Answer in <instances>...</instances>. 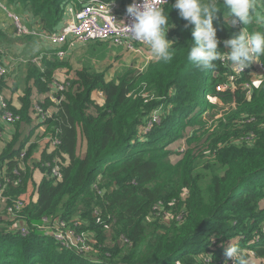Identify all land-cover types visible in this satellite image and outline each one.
Listing matches in <instances>:
<instances>
[{
    "label": "trees",
    "instance_id": "obj_1",
    "mask_svg": "<svg viewBox=\"0 0 264 264\" xmlns=\"http://www.w3.org/2000/svg\"><path fill=\"white\" fill-rule=\"evenodd\" d=\"M6 2L23 6L45 32L63 21L66 0ZM170 7H164L174 25L166 34L175 42L170 62L151 59L113 79L93 68L76 70L58 98L49 92L63 61L43 55L38 66L33 57L26 62V76L18 79L20 105L8 100L16 120L0 154V181L9 180L7 197L24 202L20 214L29 233L22 236L10 220L2 227L0 218V264H206L208 253L212 262L222 261L229 242L264 260V77L247 94L250 67L233 77V88L218 92L215 80L234 73L231 63L219 60L201 71L188 61L191 26ZM222 15L213 24L221 41L217 50L224 54L222 41L238 31ZM249 29L264 32L254 24ZM4 37L0 29V41ZM259 59L264 64V55ZM99 91L101 101L92 98ZM35 106L54 109L40 121ZM156 110L161 122L144 131ZM38 125L59 144L47 142L34 156L31 138ZM188 127L191 133L184 135ZM183 135L185 148L175 152L180 159L173 163L166 146ZM53 160L61 165L60 179L47 166ZM35 170L43 173L38 182ZM166 212L170 221L149 223L150 214L159 220ZM44 218L80 221L77 228L90 235L91 251L59 245L37 229Z\"/></svg>",
    "mask_w": 264,
    "mask_h": 264
},
{
    "label": "built area",
    "instance_id": "obj_2",
    "mask_svg": "<svg viewBox=\"0 0 264 264\" xmlns=\"http://www.w3.org/2000/svg\"><path fill=\"white\" fill-rule=\"evenodd\" d=\"M170 1L171 0H168L169 3ZM134 2L139 3L140 0H66L64 4L63 21L56 30L51 32H45L37 23L32 26H28L26 23L21 22L18 15L11 11L12 7L6 3V0H0V10L5 12L7 16L12 19L16 35H37L41 40H45L54 46L55 50H58L56 53L58 56L69 54L71 50L75 48L77 43H85L92 40L108 41L116 45H122L126 51L134 52L137 56H144L143 52L145 51L144 48L146 46L134 39H131L126 26L130 22L126 9L129 4ZM254 4L257 10L264 11V0H254ZM224 11L226 12V9ZM252 24L256 25L255 23ZM252 24L244 26L242 23H237L234 27L237 31L245 27L246 30L251 32L249 27ZM260 28L264 29V26H260ZM62 47H65V50H63ZM8 53V51L0 47V56H5ZM222 55L226 57L227 53ZM35 57L32 61L41 63L43 56L38 55ZM148 58L149 57H147V59ZM225 60L226 59H223L221 61L224 62ZM27 61H25V63ZM250 67H252L251 71L253 72L254 77L249 83L245 84L244 88L247 90V94H251L253 89L258 88L264 77V64L259 58L258 62H252L243 70V72H247ZM228 68L234 73L231 75L224 74L221 77L216 78L214 85L218 92H224L226 90V85H230L233 88V77L243 73L238 69L233 68L231 64L228 65ZM10 71L11 69L9 66L0 61V79L6 77ZM69 79V77L59 78L57 76L52 79L51 87L57 98V94L67 89L70 85L71 80ZM219 79L222 80L223 83ZM96 93L98 96H102L101 91ZM211 100L213 99L211 98ZM35 109L38 113V119L40 121H43L50 115L49 110H44L39 106H35ZM151 117L153 120L151 119L148 121V125L146 126L147 130L150 129L154 122H160L159 110L153 112ZM15 120L16 118L9 109L8 100L0 94V122L5 124V126H8L5 127L4 131L8 132ZM3 134L4 132L0 131V135ZM45 142H49L51 147H55L59 144V140L54 136H45ZM22 156L23 153L20 155V158ZM47 166L51 168V174L55 179L61 178L60 164L53 160L52 164L48 162ZM21 167L23 168V166ZM14 173H17V171L14 170ZM8 181L9 180L7 178H5L3 182L0 181V203L4 200H11L8 205L3 204L6 217L13 221L15 228L22 236H26L29 233V226L26 223L25 217L20 214L21 209L24 207V202L19 198H9L4 194L5 185ZM71 222L72 224H69L64 219L58 218L52 220L44 218L43 224L37 226V229L43 230L45 234L51 236L57 243H59V245L66 249H70L81 254L90 252L91 246L88 243L91 239L90 235L87 234V231L81 229L79 230V228H77V226L80 227L81 225L80 221L71 219L70 223ZM209 260L210 264L212 262L211 255L204 256L206 264H208ZM229 264H231V261Z\"/></svg>",
    "mask_w": 264,
    "mask_h": 264
},
{
    "label": "clouds",
    "instance_id": "obj_3",
    "mask_svg": "<svg viewBox=\"0 0 264 264\" xmlns=\"http://www.w3.org/2000/svg\"><path fill=\"white\" fill-rule=\"evenodd\" d=\"M164 5H171L190 28L191 45L187 60L201 71L214 67V62L227 59L233 68L243 72L252 62L264 55V32H249L245 27L222 41L227 56L218 51L221 43L213 21L223 13L226 26L237 23L244 26L255 23L264 26V11L257 10L254 0H140L127 6L129 23L126 25L130 38L150 50L158 61L170 62L174 55L175 42L167 38V31L174 27ZM226 9V12L224 11ZM223 264H248L245 256L235 244L229 242L224 248ZM210 260L208 261L209 264Z\"/></svg>",
    "mask_w": 264,
    "mask_h": 264
},
{
    "label": "rangeland",
    "instance_id": "obj_4",
    "mask_svg": "<svg viewBox=\"0 0 264 264\" xmlns=\"http://www.w3.org/2000/svg\"><path fill=\"white\" fill-rule=\"evenodd\" d=\"M70 1V0H69ZM7 3V2H6ZM69 3V2H68ZM65 4V3H64ZM64 4L62 6V9L64 7ZM166 6V5H165ZM164 6V7H165ZM17 9V10H16ZM11 11L15 12L20 21L25 22V16L23 15L24 12H28L27 10H23V6H20L18 8H12ZM64 14V12H63ZM6 25V26H5ZM29 26V24H27ZM0 29L5 33V37L3 38V41H0V47H2L4 50L8 51L9 53L13 54L14 53V59L15 62H19V65H26L25 61L30 60V58H34L35 56H38V54H33L31 53V48H27V52H22V54H19L17 51L21 47L20 43L21 42H32V41H37L41 40L39 36L37 35H16L15 34V27L13 25L12 19L7 16L5 12L0 10ZM44 41V40H41ZM19 44V45H17ZM81 49L78 51L70 52L69 54H65L64 56H58L56 53L58 50H55L53 54H55L58 57L59 61H63L61 66L58 68L57 73L55 74L59 78H65L69 77V80L74 79L76 74L75 71L77 68H80L82 64L84 63V57L83 54L86 52L87 59L91 62L94 60V63L91 65V68L97 69L100 71L105 72L106 79H113L115 76L119 73H123L125 70L131 68L130 66L136 68V69H141L149 60L155 59L153 55L151 54L150 50L146 47L144 51V55L149 56L147 59L145 56H137L136 53L134 52H128L125 50V48L122 45H116L108 41H100V40H92V41H87ZM63 50H65V47H62ZM15 51V52H14ZM44 55V53H42ZM137 57L133 65H130L129 63H132L131 57ZM32 58V59H33ZM36 58V57H35ZM13 63V61H12ZM36 65L40 64L36 63ZM89 64V63H88ZM9 68L11 69L10 73L7 74L6 77L2 78L0 81V86H1V92L7 100H10L9 97L13 93V87L16 85L18 86V77H16V74H14V64L11 65L7 63ZM16 65V64H15ZM130 65V66H129ZM13 73V75H12ZM16 77V78H14ZM21 80V79H20ZM220 80V79H219ZM222 83L223 81L220 80ZM23 85V82H21V86ZM53 90V89H52ZM55 94V93H54ZM35 97L38 98V94H35ZM92 98H94L97 101H101V97L98 96L96 92L92 93ZM218 103V106L222 103V100L216 101ZM161 111L159 110V113ZM204 116L206 114L204 113ZM155 117V116H154ZM162 118V117H161ZM153 120V118L151 117ZM149 119V120H151ZM148 120V121H149ZM161 122V120H160ZM191 128L188 127L184 131V135H189L191 133ZM144 131L147 130V128L143 129ZM184 135L181 138H178L170 143L167 144L166 148L170 149L172 152H174L170 156V160L174 163L180 159V155L176 154L175 152L179 150L180 152L185 148V137ZM35 141H33L36 146L38 145L37 139L39 138V135H36L34 137ZM82 147H81V142L80 145L78 146V151L81 152ZM203 165L201 164L199 167H202ZM203 170H200L199 172H202ZM206 174H208L206 171H204ZM207 177V176H206ZM261 191L264 194V187H261ZM264 203V201H262ZM172 213L166 212L163 216L162 219L159 220H154V216L150 214L151 217H149V223H154V221H170ZM108 238L111 237V231L110 228L106 230ZM124 242V239H123ZM240 252L245 256V258L248 261V264H264V260H261L255 256H253L249 249L247 247L239 246ZM211 254V253H210ZM209 253L207 255H210ZM222 261H216V262H211V264H223L224 261V254H222ZM230 262V261H229Z\"/></svg>",
    "mask_w": 264,
    "mask_h": 264
},
{
    "label": "crops",
    "instance_id": "obj_5",
    "mask_svg": "<svg viewBox=\"0 0 264 264\" xmlns=\"http://www.w3.org/2000/svg\"><path fill=\"white\" fill-rule=\"evenodd\" d=\"M23 15L25 16V22H27V24H29V26H32L34 24H36L35 20H34V17L33 15L30 13V12H24ZM6 26V25H5ZM19 45V44H17ZM85 44H82V43H77L75 48L73 50H71L72 52H76L78 51L79 49H81ZM20 48L18 49V53L19 54H22V52H27V48H31V53L33 54H38L39 55H42V53H44V56L46 57H53L55 54L54 51H55V47L52 46L50 43H48L47 41H41V40H37V41H32V42H21L20 43ZM147 47V46H146ZM146 47L144 48V50L146 49ZM15 52V51H14ZM71 52V53H72ZM144 53V52H143ZM144 55V54H143ZM146 58L149 57V56H146L144 55ZM83 57H84V63L85 64H82V66L80 68H77V70H80V69H83V68H91V65L94 63V60H92L91 62L87 59V56H86V52L85 54H83ZM141 57V56H139ZM137 57H131L132 59V63L130 62L129 64L130 65H133V62L134 60L136 59ZM31 59V58H30ZM0 61L4 62V63H9L11 65L14 64V74H16V77H18V79H24V77L26 76V66H22V65H19L20 63L19 62H15V59H14V53L11 54V53H8L7 55L5 56H0ZM13 61V63H12ZM89 63V64H88ZM16 64V65H15ZM26 64V63H25ZM129 65V66H130ZM132 67V66H130ZM57 73V72H56ZM11 74V73H10ZM13 75V73H12ZM14 77V78H16ZM53 94H54V91L51 90L49 92V95H51V98L53 97ZM22 95V88H21V83H18V86H15L13 87V93L10 95L9 99L11 101V104L18 107L20 105V102H19V97ZM45 97V94H39L38 95V99L42 100L43 98ZM53 110L54 108L53 107H50L49 110ZM0 125L1 127H7L5 126V124H2L0 122ZM4 134L3 135H0V154L3 150V147H4V140H7L9 139V132L6 133V131H3ZM36 135H39V138L37 139V151L35 152L34 156H38L39 153L41 152L42 148H44L46 146V142H45V126L44 125H38V127H36L34 133H33V136L31 138V141H35L34 137ZM43 176V173L39 170H35L34 171V174H33V178L35 179V181H39ZM1 205V208H3V204L2 202L0 203ZM0 218L3 219V224H2V227H6L5 225V222H7L9 220L8 217H6V214L3 212V210L1 209L0 211ZM11 226L15 228V224H13V221H11Z\"/></svg>",
    "mask_w": 264,
    "mask_h": 264
}]
</instances>
